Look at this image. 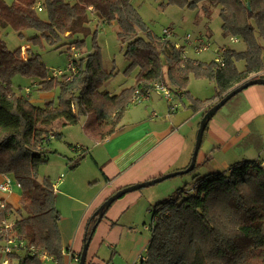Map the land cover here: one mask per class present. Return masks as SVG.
I'll use <instances>...</instances> for the list:
<instances>
[{
  "label": "trees",
  "instance_id": "trees-1",
  "mask_svg": "<svg viewBox=\"0 0 264 264\" xmlns=\"http://www.w3.org/2000/svg\"><path fill=\"white\" fill-rule=\"evenodd\" d=\"M132 1L76 0L70 4L65 0H14L8 4L0 0V175L14 177L21 190L19 208L6 204L3 212L10 214L18 240L53 257L58 264L60 213L55 193L48 178L42 182L34 179L39 165L46 162L49 144L61 137L54 130L56 121L68 127L88 117L84 129L104 140L117 131L135 89L145 91L150 83L163 82L171 91L184 90L192 111L205 107L203 118L230 90L264 75V0H166L164 5L180 9L195 10L202 2L219 9L222 36L236 37L244 45L242 51L225 48L223 66L182 58V50L175 48L173 41H163L162 36L150 32ZM39 13H44L46 20ZM90 14L104 24H116L117 39L129 61L125 74L138 70L134 86L118 94L101 89L113 73L103 69L98 50L74 60L76 72L69 81H63L46 73L38 54L28 49L23 58L21 47L10 51L1 36L6 27L22 38V30L32 29L37 34L27 40L29 44L37 46L44 41L56 46L63 38L84 32ZM84 43L76 39L59 46L82 50ZM15 75L38 79V93L57 92L56 100L36 106L30 94L18 95L13 89L11 79ZM191 76L213 81L214 95L194 99L186 92ZM69 148L76 154L67 158L73 170L87 149ZM149 213L151 236L141 264H264L262 162L244 161L227 172L197 177L192 187L158 202ZM96 223V217L90 218L84 244ZM18 261L43 264L30 255L18 257Z\"/></svg>",
  "mask_w": 264,
  "mask_h": 264
},
{
  "label": "crops",
  "instance_id": "crops-1",
  "mask_svg": "<svg viewBox=\"0 0 264 264\" xmlns=\"http://www.w3.org/2000/svg\"><path fill=\"white\" fill-rule=\"evenodd\" d=\"M171 92V102L153 93L140 104L132 103L117 131L104 140L83 130L88 144L80 142L75 146L86 148L87 154L76 170L70 171L66 164L67 158L76 155L68 143H63L68 149L61 154L57 152L55 160L47 164L59 169V174L48 179L56 186L55 206L60 213V264L79 263L75 257L84 246L90 218L113 194L189 166L195 141L189 142L191 136L196 138L205 107L192 111L184 90ZM186 92L199 99L189 90ZM109 93L119 92L110 89ZM213 95L214 92L206 99ZM48 97L49 94H39L35 102L49 100ZM190 144L193 149L188 153ZM244 161L264 164V85L246 88L210 119L197 153L196 169L207 166L211 173L229 171L233 165ZM2 179L0 175V181ZM20 197L21 190L17 186L11 193H0V200L14 209L19 208ZM140 198L141 194L134 193L115 200L106 209L90 238L86 264H138V258L146 256L144 237L135 231L149 213Z\"/></svg>",
  "mask_w": 264,
  "mask_h": 264
},
{
  "label": "rangeland",
  "instance_id": "rangeland-1",
  "mask_svg": "<svg viewBox=\"0 0 264 264\" xmlns=\"http://www.w3.org/2000/svg\"><path fill=\"white\" fill-rule=\"evenodd\" d=\"M65 1L73 4L76 0ZM12 2V0L7 1L8 4H11ZM165 3L166 0L132 1V5L137 9L143 22L154 35L161 36L164 29L172 28L177 36L178 42L180 43L183 42L182 39L187 34L192 36L202 34L208 39L211 45L210 51L197 55L194 54L192 50H187L190 59L202 63H210L214 60L215 56L218 55L217 51L219 50V47H230L237 51H242L244 49L243 43H238L239 40L237 43H233L230 37L224 38L222 36L221 19L219 17L218 8L209 6L207 2L200 3L195 10L180 9L176 6H166L164 5ZM39 16L42 20H46L44 13H39ZM89 20L90 22L87 24V28L84 32L75 33L69 37H65L56 46H50L44 41L41 45L37 46L29 44L27 40L37 34V32L32 29L22 30V38L19 37L17 32L6 27V29H2L1 36L10 51L23 47L24 49L29 48L32 52L38 54L41 63L46 68V73L50 76H52V72L54 71L65 70L71 59L70 56L74 53L71 51L72 48L68 49L69 47L67 45H59L70 43L76 39H82L85 41L83 49L75 50V52L78 53V58L82 55L84 56L98 50L103 69L106 72L113 73V75L102 84L101 89L108 92L110 89H114L118 93L124 88L132 87V85L134 86L138 70L132 71L129 75L125 74L129 61L124 56V50H121L120 41L117 39L118 29L116 24H104L94 14L89 15ZM27 54L28 53H26L25 57H27ZM239 68L243 70V63L239 64ZM37 81L38 79H27L20 75H15L11 79L12 87L18 95L28 96L30 94V100L34 101L36 106H41L46 103L48 99L46 98L43 102L41 100H39L38 103L35 102V99L38 98L40 94L36 87ZM26 88H29L28 93L26 92ZM187 90H189L191 94L197 96L200 100H204L214 92V82L209 79H196L191 76ZM49 96L50 97L48 98L56 100L57 92L51 93ZM87 119L88 117H81L78 124L68 127H63L60 120L54 123V130L60 133L61 137L59 139H54L49 144V154L47 153L45 155L46 162L39 165L34 177L35 181L42 182L43 179L50 178L51 175L59 174V169L57 167L54 165L48 166L47 164L55 160L54 155L58 156V154H56L57 152L61 154L65 149H68V146L64 147L63 143H68L73 146L80 142L88 144V141L84 139L83 135V130H86L84 128L82 129ZM194 141V137L191 136L189 143ZM192 145L193 144L189 145L188 153L191 152L190 148H192ZM66 164L69 168L67 160ZM77 168L69 170L74 171ZM210 171L211 170H209L207 166L203 169H195L187 174L177 175L154 185L128 192L120 198L139 193L142 195V198H140L139 201L147 205L149 210H152L158 202H164L170 196L175 197L181 189H189L195 183L197 177L211 173ZM218 172L227 171L222 170ZM148 201L151 202L147 204ZM151 217L152 213H147V217L143 221V224L141 223L139 228L135 230L136 234L144 237L143 245L145 249L151 236V231L149 229ZM13 264H18V260H15Z\"/></svg>",
  "mask_w": 264,
  "mask_h": 264
},
{
  "label": "built area",
  "instance_id": "built-area-1",
  "mask_svg": "<svg viewBox=\"0 0 264 264\" xmlns=\"http://www.w3.org/2000/svg\"><path fill=\"white\" fill-rule=\"evenodd\" d=\"M38 11L41 9L37 8ZM163 41L171 40L174 42V47L182 50V58L187 59L188 51L192 50L194 54H201L210 51V42L208 39L201 35L192 36L187 34L183 37V42L180 43L177 40V36L174 33L172 28H166L162 31L161 34ZM233 43H237L238 39L235 37H230ZM22 49V57L26 58L25 55L27 53V49L21 47ZM224 47H219L218 55L215 56L214 60H212L215 64L219 66H223V58L222 54L224 51ZM73 53L69 61V64L63 71H54L52 72V76L55 79L69 81L70 76L76 72L75 65L73 63L74 60L78 59V53L75 52V49H71ZM157 94L161 96L166 101L171 102L173 99L171 90L167 87V85L163 82H155L150 83L149 88L145 91H141L139 89L134 90V94L132 97V103H140L150 98L151 94ZM171 109L174 110L175 106H171ZM264 168V164H262ZM3 179L0 181V193L7 194L13 191V188L17 186L20 188V184L14 179V177L10 175H2ZM63 175L60 176V179ZM54 193L56 192V186L52 184ZM6 202L0 200V214L2 216V220L0 222V264H13L15 260H18V257L22 258L27 255L35 256L40 262H50L55 261L53 257L48 256L46 253L36 249L33 246H28L25 241L18 240L13 232V221L10 218V214L4 213V209L6 207ZM145 260V256H140L138 258V264H141ZM75 261L78 262V256L75 257ZM19 263V261H18Z\"/></svg>",
  "mask_w": 264,
  "mask_h": 264
},
{
  "label": "water",
  "instance_id": "water-1",
  "mask_svg": "<svg viewBox=\"0 0 264 264\" xmlns=\"http://www.w3.org/2000/svg\"><path fill=\"white\" fill-rule=\"evenodd\" d=\"M247 6L249 7V5H247ZM254 85H264V79L260 78V79H255V80H249V81L239 85L238 87L230 90L225 96H223L220 100H218V102L208 110L206 115L200 121L199 128H198L197 133H196L194 150H193V154H192V157H191V161H190L189 166L185 170H182V171H179V172H173V173H170V174H167V175H164V176H160L158 178L149 180L147 182H144V183H141V184H138V185H135V186H130V187H127V188H124V189H121V190L117 191L115 194H113L109 199H107L98 208V210L94 213V215L91 218L96 217L97 222H99L101 220V218L103 217L104 211L115 200L119 199L122 195H124V194H126L128 192H131V191H134V190H138V189H141V188H145V187L154 185L156 183L162 182V181H164L166 179L172 178L174 176L187 174V173L193 171V169H194V167L196 165L197 153H198V151L200 149L203 133H204V130H205L206 126H207V123L217 113V111L220 110L229 100H231L233 97H235L237 94H239L240 92H242L246 88H248L250 86H254ZM95 225L92 227V232L95 229ZM89 242H90V238L84 244V246L82 248L78 264H85L86 263V255H87V249H88Z\"/></svg>",
  "mask_w": 264,
  "mask_h": 264
}]
</instances>
